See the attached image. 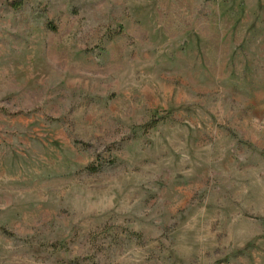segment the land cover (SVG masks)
Listing matches in <instances>:
<instances>
[{
	"label": "rangeland",
	"instance_id": "374dc122",
	"mask_svg": "<svg viewBox=\"0 0 264 264\" xmlns=\"http://www.w3.org/2000/svg\"><path fill=\"white\" fill-rule=\"evenodd\" d=\"M0 0V264H264V0Z\"/></svg>",
	"mask_w": 264,
	"mask_h": 264
},
{
	"label": "trees",
	"instance_id": "16d2710c",
	"mask_svg": "<svg viewBox=\"0 0 264 264\" xmlns=\"http://www.w3.org/2000/svg\"><path fill=\"white\" fill-rule=\"evenodd\" d=\"M21 4H22V0H15V1H13L12 6L15 7V8H17Z\"/></svg>",
	"mask_w": 264,
	"mask_h": 264
}]
</instances>
